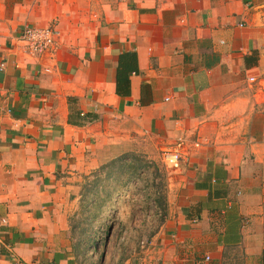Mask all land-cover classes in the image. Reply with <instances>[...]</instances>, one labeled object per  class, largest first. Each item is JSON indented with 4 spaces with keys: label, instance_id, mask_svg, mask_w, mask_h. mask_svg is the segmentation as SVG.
Returning a JSON list of instances; mask_svg holds the SVG:
<instances>
[{
    "label": "crops",
    "instance_id": "1",
    "mask_svg": "<svg viewBox=\"0 0 264 264\" xmlns=\"http://www.w3.org/2000/svg\"><path fill=\"white\" fill-rule=\"evenodd\" d=\"M26 25L54 43L27 54ZM1 63L0 264H80L86 183L179 137L149 264L263 263L264 0H0Z\"/></svg>",
    "mask_w": 264,
    "mask_h": 264
},
{
    "label": "rangeland",
    "instance_id": "2",
    "mask_svg": "<svg viewBox=\"0 0 264 264\" xmlns=\"http://www.w3.org/2000/svg\"><path fill=\"white\" fill-rule=\"evenodd\" d=\"M128 152L141 156L140 171L134 173L132 167L114 165L110 178H101L97 205L88 210L97 213L99 219L87 232L92 238H101L97 251L92 253L95 264H149L153 245L141 246V241L152 240L158 225L168 217L171 173L160 152L152 153L151 147L140 139L132 142L131 151L121 155ZM80 261L88 263L87 259Z\"/></svg>",
    "mask_w": 264,
    "mask_h": 264
},
{
    "label": "trees",
    "instance_id": "3",
    "mask_svg": "<svg viewBox=\"0 0 264 264\" xmlns=\"http://www.w3.org/2000/svg\"><path fill=\"white\" fill-rule=\"evenodd\" d=\"M135 70L136 66L133 58L131 62L123 63V61L120 60L118 65V85L127 84L129 73ZM142 163L143 160L141 156L137 155L136 153H125L111 160L109 163L103 165L101 167L102 173L95 174L96 176L94 177V179L86 183L84 191V202L86 206L84 207V211H82L84 216H81L78 222L74 223L73 227L77 229V234L74 237V254L77 257L80 256V258L84 260L87 259V264H95V262L92 260V253L97 251L98 241L101 242V238H97V236L92 238V236L87 235V232L91 229L92 226H94L93 219H97L98 217L97 213L92 211L89 212L88 210L91 206L97 205V201L101 194V192L98 191L99 187L101 186V178L107 177V179H109L110 174L113 173V166L116 164H118L119 166H125L127 168L132 167V169L134 170L133 172L138 173L143 166ZM85 224L87 226H85ZM101 255L102 253L98 256L101 257ZM223 257L224 260L222 261V264H244L245 262V255L243 253H231L229 251H224ZM262 261V264H264V256L262 257Z\"/></svg>",
    "mask_w": 264,
    "mask_h": 264
},
{
    "label": "built area",
    "instance_id": "4",
    "mask_svg": "<svg viewBox=\"0 0 264 264\" xmlns=\"http://www.w3.org/2000/svg\"><path fill=\"white\" fill-rule=\"evenodd\" d=\"M56 30L52 27H36L26 25L22 32V39L24 40L27 48V54L34 56L45 49H48L54 43ZM3 68V63L0 64ZM250 82H255L256 78L250 76ZM187 140L184 137H179L175 142L165 144L160 149V157L162 162L169 169H175L180 166L182 162H187L189 155L185 146ZM197 143V142H196ZM151 241V240H150ZM148 239L141 241V246L148 247L151 245ZM210 257L205 256V260Z\"/></svg>",
    "mask_w": 264,
    "mask_h": 264
}]
</instances>
